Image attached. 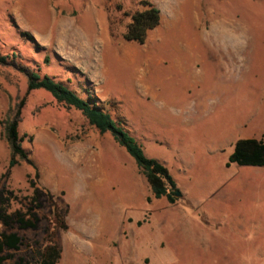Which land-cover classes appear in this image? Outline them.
Returning a JSON list of instances; mask_svg holds the SVG:
<instances>
[{"label":"rangeland","instance_id":"1","mask_svg":"<svg viewBox=\"0 0 264 264\" xmlns=\"http://www.w3.org/2000/svg\"><path fill=\"white\" fill-rule=\"evenodd\" d=\"M140 1L0 0V189L42 191L37 228L16 230L24 244L3 264H39L49 241L56 264H264V166H226L238 139L264 140V0H148L160 22L142 44L123 38ZM21 67L91 97L181 196L154 198L108 132L28 91ZM22 98L28 161L8 169L1 121Z\"/></svg>","mask_w":264,"mask_h":264},{"label":"trees","instance_id":"2","mask_svg":"<svg viewBox=\"0 0 264 264\" xmlns=\"http://www.w3.org/2000/svg\"><path fill=\"white\" fill-rule=\"evenodd\" d=\"M140 8L127 13L129 22L123 38L126 41L142 44L147 33L158 26L160 10L148 0L139 2ZM33 39L31 36H29ZM7 56L0 55V63H6ZM28 77L27 90L44 89L48 91L58 103L66 107L79 110L88 123L100 133H109L113 140L123 147L133 158L136 166L145 176L154 198L164 197L169 203L176 200L178 191L176 182L168 168L159 160L146 156L143 147L119 122L112 119L110 114L96 105L91 97H83L80 93L70 89L67 85L37 71L21 67ZM25 98L20 99L8 110L1 121L2 135L8 144L10 157L8 169L18 165L21 161H28V153L22 147L23 137L19 134L18 126L22 120L21 111ZM237 164L239 166H264V140L256 138L238 139L233 146V151L228 156L226 166ZM32 192L29 196L19 200L13 190L0 189V223L3 231L0 232V264L6 259L7 253L19 250L24 243L23 237L16 231L36 229L40 222L38 203L42 191L32 182ZM51 206V223L61 230L68 228L65 220L66 211L57 205L54 195L46 193ZM17 204V207H13ZM140 224V222H138ZM60 247L52 241L40 247L39 251L31 252V258H37L39 264H56L60 258Z\"/></svg>","mask_w":264,"mask_h":264},{"label":"water","instance_id":"3","mask_svg":"<svg viewBox=\"0 0 264 264\" xmlns=\"http://www.w3.org/2000/svg\"><path fill=\"white\" fill-rule=\"evenodd\" d=\"M175 195H176L177 197H180V196H181V193H180L179 191H177V192L175 193Z\"/></svg>","mask_w":264,"mask_h":264},{"label":"bare ground","instance_id":"4","mask_svg":"<svg viewBox=\"0 0 264 264\" xmlns=\"http://www.w3.org/2000/svg\"><path fill=\"white\" fill-rule=\"evenodd\" d=\"M69 30V29H68ZM64 32V31H63ZM69 32V31H68ZM69 34V33H68ZM81 42V41H80ZM83 48V47H82ZM88 51V50H87Z\"/></svg>","mask_w":264,"mask_h":264}]
</instances>
